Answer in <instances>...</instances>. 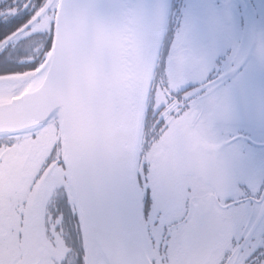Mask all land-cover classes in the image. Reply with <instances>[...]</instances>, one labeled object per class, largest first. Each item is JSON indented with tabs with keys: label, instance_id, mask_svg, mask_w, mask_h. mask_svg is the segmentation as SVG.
<instances>
[{
	"label": "snow or ice",
	"instance_id": "snow-or-ice-1",
	"mask_svg": "<svg viewBox=\"0 0 264 264\" xmlns=\"http://www.w3.org/2000/svg\"><path fill=\"white\" fill-rule=\"evenodd\" d=\"M129 14L160 27L166 68L179 56L204 69L181 89V111L196 102L215 130L226 189L211 213L189 204L187 181L174 184L139 161L131 172L69 162L61 140H52L58 125L46 97L61 25ZM253 25L237 0H0V101L18 95L11 77L30 74L23 83L37 89L0 109V178L16 173L17 187L26 188L18 207L28 208L23 228L0 215V264H25L21 246L39 247L41 233L66 242L58 264H193L205 250L208 264H264V96L258 110L249 103L255 64L264 68V31L256 51H246Z\"/></svg>",
	"mask_w": 264,
	"mask_h": 264
},
{
	"label": "water",
	"instance_id": "water-1",
	"mask_svg": "<svg viewBox=\"0 0 264 264\" xmlns=\"http://www.w3.org/2000/svg\"><path fill=\"white\" fill-rule=\"evenodd\" d=\"M57 46L46 104L56 114L62 155L69 162L79 157L138 170L160 27L134 14L107 21L73 17L61 25ZM9 79L18 82V95L0 101V109L37 92L23 83L30 74Z\"/></svg>",
	"mask_w": 264,
	"mask_h": 264
},
{
	"label": "flooded vegetation",
	"instance_id": "flooded-vegetation-1",
	"mask_svg": "<svg viewBox=\"0 0 264 264\" xmlns=\"http://www.w3.org/2000/svg\"><path fill=\"white\" fill-rule=\"evenodd\" d=\"M259 0H237L238 4H246L253 14L254 25L245 42V50L253 48L251 43L257 37L254 31L260 29ZM243 26V21H241ZM259 26V28H258ZM166 43V41H165ZM158 63L149 90L147 111L144 121L143 138L141 142V160L151 173L160 174L174 184L185 181L188 183L187 193H200L209 183L217 182L212 176L216 171H222L213 156L212 146L217 144L212 123L196 102H192L187 110L184 108V93L181 89L188 83L202 79L204 69L195 61L185 62L182 57L174 56L169 60L167 68L162 64L165 48H160ZM239 71L244 72L242 66ZM251 86L253 98L261 101L263 87L255 80ZM252 84V83H251ZM252 95L250 94L251 99ZM157 121H160L157 126ZM241 134H248L241 129ZM56 132L52 136L54 141ZM198 150L200 151L198 153ZM16 173L13 171L0 178V215L5 219L19 221L21 228L27 212L19 209V200L24 197V190L17 187ZM26 199V198H25ZM21 238V237H20ZM46 249L40 247L30 264L42 258L44 264H58L68 250L65 241L56 236L52 242L46 238ZM70 245V241H67ZM163 253V248L161 249ZM21 257V249L19 250Z\"/></svg>",
	"mask_w": 264,
	"mask_h": 264
},
{
	"label": "rangeland",
	"instance_id": "rangeland-1",
	"mask_svg": "<svg viewBox=\"0 0 264 264\" xmlns=\"http://www.w3.org/2000/svg\"><path fill=\"white\" fill-rule=\"evenodd\" d=\"M259 8L260 10H257V12L260 13V29L257 31H254L255 34H257V37L253 39V42L251 45H253L252 51L255 52L256 49L259 47L260 38H261V32L264 31V0H259ZM259 28V26H258ZM250 62H254V60H250ZM257 83L260 81L261 86L263 87V92L261 94V97L264 96V68H262L258 63L255 64V71L250 76V92H249V98L250 94L252 95L251 99H249L250 105H252L253 108L257 109L260 106V102H257L256 98H253V93L251 90V86L254 87L255 82ZM252 83V84H251ZM237 106H240V99L237 97ZM249 134V133H248ZM246 134V135H248ZM212 151H215L213 156H217V144L212 146ZM200 151L198 150V153ZM215 180H218V183L213 182L206 185V189L204 191H201L200 193H194L190 192L188 193V200L189 204L195 203L196 206L201 208L203 211L211 213L216 210V203H217V197H222L225 194V181L222 171H216L213 173L212 176ZM193 197H195V201L193 200ZM28 208H26L25 212H27ZM25 226L24 224L22 225ZM22 227V228H23ZM41 242L39 247L32 249L30 252L27 250L25 246H21V259L25 261V264H30L31 260L34 259L35 254L37 253L38 249L40 247H43L46 249V241L45 238H43V233H41ZM21 240H23V232L21 233ZM211 253L207 250H205L202 254L199 256H193L192 262L193 264H208L210 260Z\"/></svg>",
	"mask_w": 264,
	"mask_h": 264
}]
</instances>
